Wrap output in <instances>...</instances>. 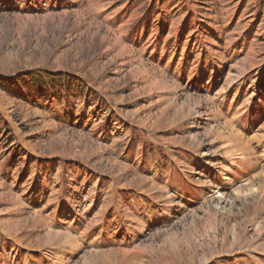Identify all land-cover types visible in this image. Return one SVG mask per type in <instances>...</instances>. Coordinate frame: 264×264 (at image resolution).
<instances>
[{"label": "rangeland", "instance_id": "1", "mask_svg": "<svg viewBox=\"0 0 264 264\" xmlns=\"http://www.w3.org/2000/svg\"><path fill=\"white\" fill-rule=\"evenodd\" d=\"M0 264H264V0H0Z\"/></svg>", "mask_w": 264, "mask_h": 264}, {"label": "trees", "instance_id": "2", "mask_svg": "<svg viewBox=\"0 0 264 264\" xmlns=\"http://www.w3.org/2000/svg\"><path fill=\"white\" fill-rule=\"evenodd\" d=\"M78 79L64 73H50L44 70H33L13 77L0 78V88L7 94L27 92L30 94L53 93L56 84L66 95L74 88H84L77 83Z\"/></svg>", "mask_w": 264, "mask_h": 264}]
</instances>
